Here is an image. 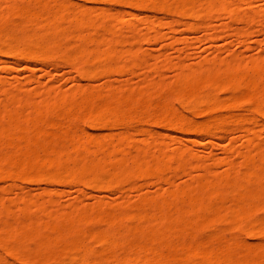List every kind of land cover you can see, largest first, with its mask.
Here are the masks:
<instances>
[{
  "label": "bare ground",
  "instance_id": "bare-ground-1",
  "mask_svg": "<svg viewBox=\"0 0 264 264\" xmlns=\"http://www.w3.org/2000/svg\"><path fill=\"white\" fill-rule=\"evenodd\" d=\"M59 1L0 0V11L5 10L0 12V56L43 66L61 60L75 69L123 60L135 66L136 55L131 50L141 42L157 39L158 25L154 21L144 22V37L137 28L140 25L130 24L127 36L109 37L103 24L74 15L69 6L60 5ZM104 1L160 11L188 31L205 28L209 41L215 40L214 28L202 22L205 18L225 14L246 28L257 23L264 27V12L256 17L240 15L239 0ZM252 3L243 0L241 5L249 7ZM124 14L136 15L133 11ZM71 16L77 19L79 35L74 36L63 27ZM235 35L249 36L246 31H236ZM117 45H128L129 49L117 51ZM179 70L181 74L172 88L164 91L159 84L150 85L151 89L156 86L155 89L165 92L161 95L164 99L158 97L157 101L151 100L152 93L103 99L89 91L76 99L74 93L79 91L67 98L52 88L40 89L38 82L31 92L2 84L0 182L41 174L45 181L53 183L93 182L113 188L122 183L133 185L136 179L151 176L173 163L193 172L197 168L195 158L186 145L169 142L161 149L151 147L149 139L153 134L145 127L149 124L175 135L205 137L216 146L229 133L233 136L243 132L248 144L257 139V128L264 126V59H252L243 65L238 57L230 55L226 61L218 63L215 58L196 69L186 66ZM155 89L152 92L156 93ZM224 91L231 92L233 98L219 104L217 93ZM174 102L194 115H206L207 119L190 120L179 113ZM234 107L250 112L251 118L237 116L231 124L226 115H219L220 111ZM58 117H66L65 126L55 124ZM77 118H89L92 127L118 129L121 133L118 137L109 133L97 138L70 123ZM133 133L145 138L135 142ZM196 142L199 143L197 139ZM236 144L237 136H233L232 151ZM130 154L133 157L129 159ZM111 155L116 160L109 159ZM239 155L241 163L235 166L224 162L225 171L220 176L205 166V174L193 183L175 186L171 179H165L170 191L152 199L141 198L133 209L116 214L90 216L82 211L60 216L34 201L32 204L42 219L31 217L23 223L12 213V206L18 201L27 208L30 200L22 197L6 204L0 198V215L14 218L13 222L0 220V247L5 253L0 255V264H264V253L258 254L232 235L234 230L264 231V221L253 218L257 211H264V141L248 146ZM160 181L158 178L157 183ZM150 202L154 205L149 207ZM92 220H99L104 230L90 232L82 227L83 221ZM125 221L130 222L129 226H122ZM207 231L211 233L205 234ZM106 251H112V257H105Z\"/></svg>",
  "mask_w": 264,
  "mask_h": 264
},
{
  "label": "rangeland",
  "instance_id": "rangeland-1",
  "mask_svg": "<svg viewBox=\"0 0 264 264\" xmlns=\"http://www.w3.org/2000/svg\"><path fill=\"white\" fill-rule=\"evenodd\" d=\"M242 1H237L240 15L256 17L258 13L264 12V0H252L253 3L249 7L242 6ZM58 4L69 6L74 15H82L81 18L84 20L91 19L103 24V27L105 26L103 29L105 30L106 28L105 31H107L105 34L109 37L115 35L127 36L129 27L127 25L129 24L130 27L140 25L137 27L141 32L139 33L141 36H143L142 34L146 36L143 32L144 22L146 21L156 22L158 25L156 29L159 33L157 39L150 43L141 42L140 45L131 50L136 55L137 65L135 66H131L130 63V65H127V61L123 60L112 65H95L92 67L82 65L75 69L68 62L61 60H56L43 66L35 62H26L13 58L6 59L0 56V86L2 84L7 88L17 86L21 92H31L37 87L38 82L40 89L52 88L59 96L67 98L73 97L72 95L75 91H79V93H74V98L76 99H80L89 91L94 92L103 99L139 97L152 93L154 96L151 97V100L157 101L158 97L163 100L165 96L162 98L161 95H165L164 91L168 90V87L172 88L175 85L181 74V71H178L180 67L187 66L196 69L198 66L215 58H217L218 63L226 61L230 55L238 57L243 65H246L252 59H264V27L260 23L254 25V27L246 28L239 20L229 19L225 14H221L218 18H205L202 22L214 28L213 35L215 40L209 41L205 28L188 31L182 25L175 24L173 22L175 18L160 11L138 9L127 3L115 4L104 0H60ZM2 11H5L4 8H1L0 12ZM129 11H133L136 15L134 17L126 16L124 13ZM144 16L149 17V19L147 20ZM75 19L74 16H71L63 25L64 28L69 29L70 33H75L74 36L79 35L80 32L75 27L77 21ZM120 22L125 23V26L124 24L123 26L118 25ZM142 22L144 25H142ZM89 28L93 30L91 27ZM90 29H86L87 33L88 31L90 32ZM236 31L237 33L246 31L249 36L244 38L237 35L236 37ZM90 33L88 35L92 34ZM84 34L86 33L84 32ZM115 48L117 51H125L129 49V46L117 45ZM2 60H5L6 63H2ZM152 83L156 84V86L159 84L164 91L159 87L158 90L163 93L159 94L161 91L159 92L157 88L155 89L156 86H153L156 93L152 92L153 89L150 88ZM148 91L151 92L148 93ZM217 97L219 104H223L231 100L233 94L224 91L217 93ZM0 99H2L1 93ZM36 100L39 101L40 98L36 96ZM174 106L179 113L195 122H203L207 119L206 115H194V113L182 108L177 103ZM244 110L234 107L220 111L219 115H226V121L233 124L237 120V116H243L245 119L251 118L250 112ZM67 122L66 117L55 119V124L58 125L65 126ZM89 122V118H77L70 121L72 125L79 127V130L82 129L97 138H103L109 133L118 137L121 133L118 129L108 131L99 127H92ZM145 127L153 134V137L149 139V144H152L151 147L154 150L155 148H164L169 142L176 144L175 146L182 143L186 145L189 153L194 156L195 167L197 168L190 172L185 167L173 163L171 166L162 168L157 173L150 174L151 176L136 179L133 185L122 183L115 185L113 188H103L93 182H80L72 185L53 183L45 181L41 174V176L35 174L34 178L32 177L31 179L21 178L15 181L5 180L0 182V198L5 199L6 204L13 200L15 202L22 197H27L30 200L29 202L31 203L27 208L24 207L22 202L18 201L12 206V213H16L19 220L23 223H26L31 217L42 219L36 213V208L32 204L34 201L43 204L45 208L60 216L69 212L81 213L82 211L90 214V216L99 213L116 214L120 211L133 209L139 204L141 198L152 199L163 196L172 189L163 182L165 179H171L175 186L193 183L205 174L203 171L205 166L209 167L214 175L220 176L225 171L224 162L235 166L239 165L242 161L239 152L244 151L248 146H255L259 141H264V126L262 124L257 128V139L253 138L250 144L243 137V132H237L236 135H233L237 136L236 147H233L234 151L230 148V139L233 137L231 133L218 141L216 146L205 137L175 135L173 131L166 130L161 126H152V124ZM132 135L134 141L138 143L145 138L139 133H133ZM196 139L199 142L198 144ZM131 152L132 155H135L134 151ZM231 152H237V154L231 156ZM131 154L128 157L129 159L133 157ZM111 156H109V159L116 160L115 155ZM158 178L162 180L159 183H157ZM153 205L154 203L150 202L148 206ZM253 218L257 222H263L264 211H257ZM4 219L9 222L14 221L12 215H0V220ZM151 221H155V219H151ZM129 223L125 221L122 226L127 227ZM82 227L90 232L104 230V226L99 220L83 221ZM260 231L249 233L247 230L241 232L234 230L232 235L238 236L243 245L250 246L260 254L264 253V231ZM210 233L211 231L205 232L207 235ZM0 255L5 256L1 247ZM104 256L112 257V251H106Z\"/></svg>",
  "mask_w": 264,
  "mask_h": 264
}]
</instances>
